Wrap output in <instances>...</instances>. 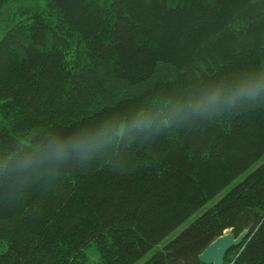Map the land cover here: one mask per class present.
<instances>
[{
    "label": "trees",
    "instance_id": "obj_1",
    "mask_svg": "<svg viewBox=\"0 0 264 264\" xmlns=\"http://www.w3.org/2000/svg\"><path fill=\"white\" fill-rule=\"evenodd\" d=\"M204 1L0 0V264H204L244 229L223 264H264V0Z\"/></svg>",
    "mask_w": 264,
    "mask_h": 264
},
{
    "label": "water",
    "instance_id": "obj_2",
    "mask_svg": "<svg viewBox=\"0 0 264 264\" xmlns=\"http://www.w3.org/2000/svg\"><path fill=\"white\" fill-rule=\"evenodd\" d=\"M245 232L239 235L225 234L217 237L204 250H202L197 258L204 264H221V258L226 250L241 243Z\"/></svg>",
    "mask_w": 264,
    "mask_h": 264
},
{
    "label": "clouds",
    "instance_id": "obj_3",
    "mask_svg": "<svg viewBox=\"0 0 264 264\" xmlns=\"http://www.w3.org/2000/svg\"><path fill=\"white\" fill-rule=\"evenodd\" d=\"M262 87H264V84L258 83L254 88L248 89L247 92L246 93H242V95H247L250 99H252L254 101ZM235 98H236L235 95H230L223 101V103L225 105L230 106L233 103V101L235 100ZM220 101H221V93L220 92L213 93L208 98V100L203 104L204 111H214L215 107L219 105ZM197 107L199 108L200 106H197ZM162 123L167 124L168 120L165 119L164 121H162ZM133 126L134 127H138L139 126V122L136 125H133ZM124 130H125L124 126L121 125L119 131L117 132V135H121L124 132ZM78 147H84V145H80ZM55 153H56L57 157L60 158V159H62L63 156H64L62 148H56L55 149ZM84 155L86 156L87 152H85Z\"/></svg>",
    "mask_w": 264,
    "mask_h": 264
},
{
    "label": "rangeland",
    "instance_id": "obj_4",
    "mask_svg": "<svg viewBox=\"0 0 264 264\" xmlns=\"http://www.w3.org/2000/svg\"><path fill=\"white\" fill-rule=\"evenodd\" d=\"M204 1V0H203ZM224 1H226V0H224ZM205 3H206V0L203 2V4L205 5ZM211 6L209 7V9H212V8H214V7H218V8H220L219 10H220V12L218 13V11H216L217 9H215L213 12H217V16L219 17V18H222V19H224V16L227 14V13H229L228 11L233 7V5L235 6L236 4H235V1L234 0H232V3L233 4H229V3H223L222 4V2H221V0H211ZM203 10L205 9V8H202ZM209 9H207V10H209ZM221 10H223V11H221ZM202 15V14H201ZM224 15V16H223ZM42 103H40V105H41ZM40 119V118H39ZM198 216V215H197ZM196 216V217H197ZM195 217V218H196ZM194 218V219H195ZM192 219V218H191ZM191 221V220H190ZM245 232V235H244V237L246 236V234H247V230L246 229H244V230H242L241 232ZM240 232V233H241ZM175 233V232H174ZM239 233V234H240ZM239 234H237V235H239ZM236 235V236H237ZM244 237L242 238V241L241 242H243L244 241ZM166 241V240H165ZM164 240H161L159 243H157L156 245H154L150 250H156V249H159V248H161V246L163 245V243L165 242ZM143 259H145V257H143ZM140 261H142V258L141 259H139V260H137L134 264H138V263H140Z\"/></svg>",
    "mask_w": 264,
    "mask_h": 264
},
{
    "label": "bare ground",
    "instance_id": "obj_5",
    "mask_svg": "<svg viewBox=\"0 0 264 264\" xmlns=\"http://www.w3.org/2000/svg\"><path fill=\"white\" fill-rule=\"evenodd\" d=\"M225 234H234V233L231 232V231H227V232L225 231L223 234H221V235H219V236H217V237L223 236V235H225ZM217 237H216V238H217ZM216 238H215V239H216ZM215 239H213L212 241H214ZM212 241H211V242H212ZM211 242H210V243H211ZM210 243H209V244H210ZM209 244H208V245H209ZM208 245H207V246H208ZM239 245H240V243H239L238 245H235V246H239ZM207 246H206V247H207ZM235 246H233V247H235ZM206 247H205V248H206ZM205 248H204V249H205ZM231 248H232V247H231ZM231 248H229V249H231ZM204 249H203V250H204ZM229 249H228V250H229ZM228 250H226L225 253L223 254V256H222V258H221V259H222V260H221V264H223V262H224V255L226 254V252H227Z\"/></svg>",
    "mask_w": 264,
    "mask_h": 264
}]
</instances>
